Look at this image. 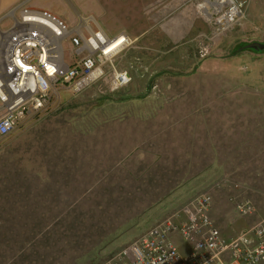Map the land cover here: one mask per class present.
<instances>
[{
    "label": "rangeland",
    "instance_id": "1",
    "mask_svg": "<svg viewBox=\"0 0 264 264\" xmlns=\"http://www.w3.org/2000/svg\"><path fill=\"white\" fill-rule=\"evenodd\" d=\"M40 1L127 34L133 80L64 92L0 137V264L104 263L203 193L227 238L264 221V51L239 49L264 44V0L228 30L199 0Z\"/></svg>",
    "mask_w": 264,
    "mask_h": 264
},
{
    "label": "built area",
    "instance_id": "2",
    "mask_svg": "<svg viewBox=\"0 0 264 264\" xmlns=\"http://www.w3.org/2000/svg\"><path fill=\"white\" fill-rule=\"evenodd\" d=\"M199 1L200 11L219 30L244 15V0ZM12 15V24L0 30V137L52 111L64 92L79 95L105 78L112 92L132 83L130 72L116 65L133 43L127 34L112 37L93 17L72 25L27 5ZM121 36L124 42L113 48ZM254 209L250 202L238 205L243 216ZM212 211L211 194L196 195L101 264H264V221L227 238Z\"/></svg>",
    "mask_w": 264,
    "mask_h": 264
},
{
    "label": "crops",
    "instance_id": "3",
    "mask_svg": "<svg viewBox=\"0 0 264 264\" xmlns=\"http://www.w3.org/2000/svg\"><path fill=\"white\" fill-rule=\"evenodd\" d=\"M76 1H78V0H76ZM20 5H27L30 7L41 8V9H45V10H47L49 8L48 11L56 14L55 12L50 10L52 8L49 5L42 3L40 0H0V30H5L12 24L10 22V20H13L12 13ZM75 11H76V14L80 17L79 19H81L83 16L80 14V12L78 10H75ZM58 16H60V15H58ZM88 17H91V16H88ZM84 18H86V17H84ZM63 19L69 23H72V21L77 20V18L73 17V15H71V16L69 15L68 17H65ZM6 22H8V23H6ZM5 23H6V25H5ZM2 25H5V26L2 27ZM177 243L181 245L180 240H178ZM181 246L185 247L183 245H181Z\"/></svg>",
    "mask_w": 264,
    "mask_h": 264
},
{
    "label": "water",
    "instance_id": "4",
    "mask_svg": "<svg viewBox=\"0 0 264 264\" xmlns=\"http://www.w3.org/2000/svg\"><path fill=\"white\" fill-rule=\"evenodd\" d=\"M245 49L246 50L253 49V50H256L257 52H260V51L263 52L264 51V44L259 43V42L250 43V44L246 45Z\"/></svg>",
    "mask_w": 264,
    "mask_h": 264
},
{
    "label": "bare ground",
    "instance_id": "5",
    "mask_svg": "<svg viewBox=\"0 0 264 264\" xmlns=\"http://www.w3.org/2000/svg\"><path fill=\"white\" fill-rule=\"evenodd\" d=\"M124 40H125V38L121 36V37L116 41V43L113 45V48L116 47V46H118V45H120V44H122V43L124 42Z\"/></svg>",
    "mask_w": 264,
    "mask_h": 264
},
{
    "label": "trees",
    "instance_id": "6",
    "mask_svg": "<svg viewBox=\"0 0 264 264\" xmlns=\"http://www.w3.org/2000/svg\"><path fill=\"white\" fill-rule=\"evenodd\" d=\"M246 45H247V44H242V45H240V46H239V49H244V50H246V49H245ZM248 50L256 51V50H253V49H248ZM256 52H257V51H256Z\"/></svg>",
    "mask_w": 264,
    "mask_h": 264
},
{
    "label": "clouds",
    "instance_id": "7",
    "mask_svg": "<svg viewBox=\"0 0 264 264\" xmlns=\"http://www.w3.org/2000/svg\"><path fill=\"white\" fill-rule=\"evenodd\" d=\"M122 34V33H121ZM119 35V34H118ZM112 37H114V36H112Z\"/></svg>",
    "mask_w": 264,
    "mask_h": 264
}]
</instances>
